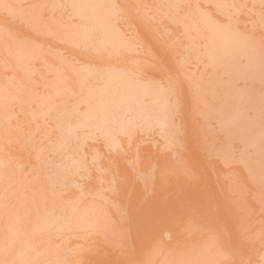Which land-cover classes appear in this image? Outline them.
Listing matches in <instances>:
<instances>
[{
	"label": "bare ground",
	"instance_id": "1",
	"mask_svg": "<svg viewBox=\"0 0 264 264\" xmlns=\"http://www.w3.org/2000/svg\"><path fill=\"white\" fill-rule=\"evenodd\" d=\"M28 1H31V0H28ZM42 1L37 0V1H34V3L36 4V2H42ZM131 1H133V0H131ZM131 1L129 0V2L131 4H128L129 2H127V5H126L127 8H125L123 5V2H124L123 0H120V1L119 0H53V2L55 4H58V3L61 4L60 7H62V4H66L65 6H67V7L69 5L71 6V10H73L75 13L78 14V16H76V17L79 20L77 18L73 17V16H75V14L73 15V12L69 11L70 8L68 7L69 13H71L73 15L72 18H75L78 21H80V22H76V20L73 19L76 22V23H74V24H76V26H77V23L80 24L82 22L84 23V21L85 22L87 21V23H85V25L87 24V26H89V29L87 28L88 30H83L85 27H83V29H82L83 31H81V30L79 31L76 29L75 30L78 31L79 35L81 34L82 37H85L86 39L88 38L91 41V43H89V45H90V47L92 46V48L95 47V48H93V49H95V51H97L96 48H99V49H98L97 53L96 52L94 53V51H93L94 54H91L92 56H89L88 55L89 53H88L85 56V58L91 59L92 62L98 60L100 62V64L101 63L102 64L107 63L110 66L109 71L105 70V72L107 71V73H110L111 71H113V69H111V71H110V68H112L111 67L112 64H113L112 66H114L115 68L118 65L119 66L120 65L125 66L127 64L126 67H124V68L125 69L127 68L128 70H131V69L132 70L130 73L124 72L123 77H122V73H121V71H123V70H121V71L118 70L121 75H119V72L116 70L118 72V76H117V77H119V79H118L112 73H110V74H112L111 76H110V74L108 76L105 73H103L105 68H101V69L98 68L99 66L100 67H102V66L106 67L107 65L101 64L102 66L99 65L97 67V65H95V63L89 62L90 65H88L86 68L85 63H88L89 60H87V62H83L84 60L86 61L85 58H84V60L82 59V61H81V59H79L81 51H79V52H78V50L75 51V52L79 53L78 54L79 57L77 59H75V61L68 60V59L72 58V57L76 58L77 55H75L76 57H74V56L69 55L68 53L64 52L65 55L68 54L69 56H72V57L68 56L66 58L67 60L64 58L65 59L64 61H71L72 64H74V65H76V63H75L76 61H79V60L81 61V63H79L80 61L78 62L79 64L77 63V66L73 65L74 67L78 68L80 65L82 66L83 64H85L84 65L85 67H81V68L79 67L82 70L74 68L75 70H79L77 73L74 72L75 76L72 75V73H73L71 71L73 69L72 66L69 67V68H71V70H68V71H71L72 73L71 74L68 73L71 76L68 79H66V81L68 82L67 84H69L68 86L71 85L70 88L72 90L74 89V93L76 94V95L74 94L75 96H77L79 91H82L81 93H83V90L85 91L84 93L87 92L89 95L86 93L85 95H86V97L88 96V98H86V100H84L83 98H85V95L82 94V95H84V97H83L80 95L81 94L80 93L79 95L82 97V99H80L81 97L79 98L78 97L79 95H78L77 97L79 98V100L77 98H75L77 100L73 102L72 101V100H74V97H72V96H74L73 92L71 93L69 91L70 88L67 86V84L65 86V83H64L65 80L64 79H63V81H62V79H60V81L62 82V84L59 85L60 90H61L62 85H64L62 87L63 89H64V87H65V89H66V87H68L67 89L70 92V96H67V99L70 100V97H72V100L69 101L70 104H71V102H73V104L75 105L76 102L78 103L79 101H81L80 104H78V105L80 106L82 103V104H85L86 107L82 110H79L80 108L78 107L77 104L75 105V107L77 106L76 109H75L74 105L71 104L70 107H72L73 109H70L69 107H67L70 104L67 105L68 101H66V104H65V102L63 103L66 105V108H67L66 109L65 105L64 106L62 105L63 107L61 105H59L62 103V101L61 102L59 101V104L56 103V101H55L56 105L54 103V105H55L54 108H51V106H50L51 104H48V102H47V104L50 107L48 105H44L45 108L43 107V109H45V110L41 109V110H43L42 112H40L42 114V116L44 114H47L48 115V121L51 118L52 119L51 121L53 122V125H51V127L55 128V130L57 129V132L55 133V140H54V138L49 139V140L52 139L54 142L52 141L53 142L52 143L48 140V142L52 143V145H53L51 148L52 152H50V153H49V151L46 152V150L49 149L48 145H47L46 150L45 149L43 151L41 150L42 152H44V154L49 155V154L53 153L56 156L52 157L53 154L51 156H46V157H45V155L41 156L42 152L40 151L41 153L39 155L41 157L39 156V158L38 157L36 158L38 160L37 161L38 167L41 164L42 167L43 166L45 167V170H46V167L48 169L44 173L45 176H44V174L42 175V173H41V175L43 177H46L45 181L41 179V178H43L42 176H39L40 175L39 171H37L39 174L37 176V180H35L36 178H33V180L30 179L27 172H26V176L22 177V179L19 177V180L21 179L20 181H18V179L16 180V178H18L17 175L21 176L20 174H17V175L15 174L16 177L13 175L14 174L13 171H15V173H16L17 169L12 171L9 168L10 166L8 167L6 165L9 162H7L6 164H3L4 162H6V159L8 158V156L6 157V159L4 158V156H3V158L0 157V160L1 159L5 160V161L1 160V162H0V205H3L2 207H0V210H1L2 214L4 215V218L1 217L2 221L0 219V264H20V263L21 264H28L27 260L30 259V257L32 255L37 253L36 255H34V257H33L34 259L36 256L42 257L41 256L42 252L41 253H39V252L42 251L43 248H46V250H45L46 253L43 250V254H44V256L47 254L46 255L47 257L45 258L43 256L42 258L43 259L45 258L46 261L48 260L47 261L48 264L50 263L51 259H54V258H51L48 256V253H50V252L55 257V259L50 264H222V255L225 253L222 252L224 248L222 249L223 246H221L222 242L220 243V241L223 240V238L225 236L224 234H227L229 232V235H230V233L234 230L236 232L238 230V233H239L241 230H243L242 228L244 227V225L242 224V218L240 217V214L238 213V211H239V208H244V206H245L244 204H246V203L244 202V199H243V201H237L239 198L238 195L240 194V192L239 191L237 192V190H235L237 187V181L235 182L234 180L238 179V176L235 179L236 176L233 177V175L234 174L238 175L242 172H243V174H246V172H248L249 175L246 174V175H248V177L247 176L246 177L249 179H252V181L255 183L256 182L260 183L261 187L263 186V189H264V40L262 39L263 37L261 38V36H263L262 35L263 31H261V29L259 27L260 33H258V32L255 33L257 31L255 29L256 28L258 29L257 26L254 27L255 31L251 30L253 28V26L255 25L254 23H253L254 25L252 24L253 26L250 25L251 23H249L248 27H247V26H244L246 23L245 24L242 23V24H244V25H242L241 22L238 21L243 26V30H241V28H242L241 25H240L241 27L239 26L240 28L237 25L236 26L234 25L235 22L238 20L237 18L239 16L236 18L237 19L236 21H234L233 20L234 18H232L233 15L235 14V13L233 14V12H236L237 10L239 11V10L243 9L242 8L243 6H244V8L247 7V11L251 10V12H252V10H253V13H255V15L257 16V13L255 12L256 10L252 9V7L248 8L249 2L247 3L248 5L246 6L247 0H241V1L235 0V2H233V0H223L225 3H226V1H229V3L232 2L231 8H233L232 6L236 5V4L239 7H241L239 9L238 6H236V7L234 6V8H238V9L237 10L235 9L236 11H233L230 13L229 12L230 8H228V10L225 11L226 10L225 7L228 5V2L226 3L227 4L226 5L223 1H221L222 5H220L221 2L218 0L220 2V4H218V5H220V6H219V9L217 8L216 11H219V12L223 11V13H224V15H226V17H228V16L230 17V18H226V20H224L223 18H221V16L218 17V15H216L215 10L213 11L214 8L213 9L210 8L212 6L206 7L205 4L203 5V4L198 3V2H200V0H197V1L193 0L194 3L190 2L192 0H190V1L188 0L190 3L187 2L185 4L186 5L189 4V7H186L185 4L182 3L183 6H185L189 10H186V8L183 9V10L187 11L185 15L186 16L188 15V18L185 21L182 18L183 21H182V27L181 28L184 29V31L186 33V38L187 37L189 38L188 35H190V38H192V37H197L198 39L204 38L203 40L199 39V44L197 45V46L204 45V49L201 47L202 50L198 51V50H200V48L196 47L195 45L194 46L196 47V49L198 48V50L196 52L197 56H198L197 60L200 59L201 61H203V58H205V63L203 61L202 65L204 66V64H206V68L208 71V73H206L207 76H205L204 71L202 70L203 71L202 75H204L205 78L204 77L201 78V79H203L201 81L199 80V77L196 80L190 79L189 81H187V79H188L186 77V75L188 74L187 69H185L187 74L186 73L184 74L185 75V78H184V76L182 75L183 71L181 72V74H177L178 72L173 71V69L170 68V67H172L173 64L170 65L172 62H171V60L169 61V59H167V58L170 57L169 55L174 54V50L171 51V48L175 49L174 46L172 47V45H170L171 47L169 46L170 47L169 48L168 47L169 43H167V41L169 42V40L165 39V41H164L163 40L164 36H161L162 38L159 37V34H160L159 32H161V31H157L158 35L155 33L156 31L154 32V30H156L155 29L156 26H153L154 28L152 27L153 30H149L150 33H148L146 31V30H148V28L152 29L151 28L152 23L150 22V21H152V20H150V19H152L151 16H150V19L148 18L150 20L149 23H151L150 26H148L149 23L147 24V22H145L146 20L148 21L147 18L145 20H143L144 17H142V14L140 15L142 18H140V17L137 18V16H136V14L138 15V13H142V12L137 10V13L135 14L134 13V12H136L135 8H134V10H135L134 11L130 7V5H132V3L133 4L135 3L134 4V6H135V5L144 3L142 1H145V0H142V1L140 0L141 3L139 1V3H137V4H136L137 0L133 1V2H131ZM153 1H152V3H153ZM160 1H161V3L166 2L167 4H170L172 9H174V10L177 6H180L178 4H181V2H182V1L180 2V0H160ZM204 1H206V0H203V2ZM208 1L213 2L214 0H208ZM10 2H8V3H10ZM22 2H24V0ZM48 2H50V0ZM48 2H46V3H48ZM154 2H156L157 4L159 3L157 1H154ZM240 2H242V4L243 3H245V4H243V6L242 5L240 6L239 5ZM252 2H253V4H255L254 2H256L258 4H264V0H252ZM3 3H5V2H2V4ZM30 3H33V2L31 1ZM166 3H163V5L164 4L167 5ZM191 3H192V7H190ZM206 3H208V2L206 1ZM215 3L214 4L217 5L218 2H215ZM12 4H10V5H12ZM120 4L123 5V7H121ZM209 4H207V5H209ZM20 5H22V4L20 3ZM38 5H39V3H38ZM28 6H29V4H28ZM53 6H55V5H53ZM134 6L132 5V7H134ZM139 6H141V5H139ZM139 6H137V8H139ZM152 6H154V5L152 4ZM229 6H227V7H229ZM50 7H51V5H50ZM150 7H151V5H150ZM181 7H182V5L179 7V9H181ZM259 7L260 6H258V9L260 12ZM2 8H3V6H2ZM7 8L8 7L6 6V9ZM117 8L119 10H123L124 8H125L124 10H126V9L129 10V8H131L130 10L133 12H130V10H129L127 12V14L129 12L131 14L134 13V15H132V17L134 16L132 18V20L134 19V22L135 21H141V22H136V23H138V24H136V26L138 25L137 27L138 28L140 27L139 29H142L141 32L140 31L138 32L139 29L137 27H134L137 29H135L136 35L134 34V35L130 36V37H132V39L134 37L137 39L138 35H140V36H142L140 41L145 42L147 39L146 37L150 38V40L147 39V41H146L147 45L146 46L143 43H142L143 46L140 45L142 48L141 50H139L137 48L136 49L139 50V54H140V52H145V51H146L145 54L146 53L148 54L147 51H149L151 49L152 54H150V55L152 57V60L149 58V54H148V57L146 56V58H145L146 62L144 63L140 60L139 54L135 55L132 52L133 55L138 56V57L134 56V58L135 59L138 58V60L140 62H142L145 66L143 64L139 65V61H138L139 66H137V64H135L136 66L135 65L131 66V64L129 62L130 66H131L129 68L128 67V65H129L128 61L130 59L128 61H125V60L123 61V59H122L124 57L125 53H129V52H127V50L125 53H123V51H125V49H129L130 47L131 48H133V47L131 45L129 46L128 42H127L128 39H130V41H131V38H128L127 40L123 39L127 36L126 32H124V30L127 27H125L124 30L122 27H124L127 24H125V25H123L124 23L120 24L119 27H117L118 23L116 25L115 21H117L116 19H118V17H120V15H118V17H117V12H118V10L116 11ZM141 8H143V7L141 6ZM19 9H20V7H19ZM161 9H162V6H161ZM0 10H2V9H0ZM24 10H26V9H24ZM143 10H146V8H143ZM176 10H177V8H176ZM231 10L232 9H230V11ZM20 11H22V10H20ZM45 11H49V10L45 9ZM56 11H58V9ZM66 11L67 10H64L63 11L64 14H61V15H65ZM178 11L180 12V10H178ZM261 11H262L261 14H263V18H264V12H263L264 10H261ZM1 12L2 11H0V14H1ZM55 12L53 13V16H57V15H54ZM211 12H213V13H211ZM245 12H246V10H245ZM22 13H20V14H22ZM35 13L36 12L32 13V15H29L28 13L25 14V12H24V15L25 16L28 15L26 17L28 18L30 16V18L32 19V18H36V17H34V16H36V15H34ZM50 13H51V11H50ZM59 13H60V11H59ZM79 13L81 15L83 14L89 18H87V19L85 18L86 20L81 21L82 16H80L81 18H79V15H80ZM130 13L128 15H130ZM159 13H160V11H159ZM175 13H177V12H175ZM253 13L250 15H253ZM12 14L13 13H11V15ZM20 14H19V17H20ZM71 14L68 15L69 18L71 16ZM146 14H147V12H146ZM148 14H150V13H148ZM241 14H244V10H243V13H241ZM45 15H47L46 12H45ZM152 15H154V13H152ZM250 15H248V16H250ZM255 15H253L254 19L256 18ZM4 16L7 17L6 14ZM10 16H8V17H10ZM15 16L17 18V16H18L17 13ZM25 16L23 17V19L26 18ZM42 16H44V14H42ZM58 16H59V14H58ZM68 16L66 14L65 16H63V19L66 20V18ZM160 16H161V14H160ZM179 16H178V18H179ZM235 16H236V14L234 15V17ZM0 17H1V15H0ZM21 17H22V15H21ZM57 17H55V18H57ZM64 17H66V18H64ZM126 17H128V16H126ZM135 17L137 20H135ZM176 17H177V15H176ZM243 17L245 18L246 16H243ZM257 17H259V16H257ZM69 18H67V21L72 22L73 21L72 18L71 19H69ZM124 19H125V16H124ZM128 19H129V17H128ZM220 19H222L224 21L221 20L219 22L218 20H220ZM240 19H242V18H240ZM254 19H253V21H254ZM14 20H10V21L13 22ZM70 20H72V21H70ZM161 20H159V21L161 22ZM256 20H257V18H256ZM256 20H255V23L258 22ZM27 21H28V19H27ZM32 21L33 20H31V22ZM142 21H143V24H142ZM178 21L179 20H177V22ZM249 21H251V19ZM0 22H1V20H0ZM19 22H20L19 25L23 24L21 21H19ZM261 22L262 21H260L258 23H261ZM8 23H6V24L10 25V23L9 24ZM32 23H30V24H32ZM62 23H64V21H62ZM139 23H140V25H139ZM37 24H39V23H37ZM42 24H44V23H42ZM68 24L69 23L67 22V25ZM88 24H91V27ZM159 24H162V23H159ZM165 24L167 25V23H165ZM178 24H179V22H178ZM144 25L148 27V28H146V30H145V28H143ZM154 25H156V24H154ZM0 26H2V25H0ZM3 26H5V25H3ZM79 26H81V25H79ZM82 26H84V25H82ZM127 26L130 27V25H127ZM14 27H15V25L13 23V28ZM21 27H22V25H21ZM52 27L53 26H51V28ZM64 27L67 28L66 26H64ZM245 27H247L246 31L244 30ZM6 28H7V26L5 27V29ZM72 28L73 27H71V29ZM162 28H164V27H162ZM261 28H262V26H261ZM263 28H264V24H263ZM23 29H24V27L22 28V30ZM67 29H69V28H67ZM168 29H167V33H168ZM2 30L6 31L4 29H2ZM17 30H19V29H17ZM37 30H35V31H37ZM62 30H64V28H62ZM247 30H249V31H247ZM8 31H11V30L8 29L7 32ZM21 31H19V32H21ZM25 31H22V32H25ZM29 31H30V29H29ZM46 31H47V28H46ZM53 31H57V30L54 29ZM127 31H129V29ZM133 31H134V29H133ZM142 31L147 32V33L144 32L145 36H146V34L148 35L145 37V40L142 39V38H144V34H142L143 33ZM19 32L17 34H19ZM63 32H65V31H63ZM135 32H133V33H135ZM151 32L155 33V35H157L158 37L155 35H151ZM178 32H180V31H178ZM188 32H189V34L187 35ZM14 33L16 34V32H14ZM27 33H29V32H27ZM123 33H125V34H123ZM181 33H182V30H181ZM15 34H14V36H15ZM24 34L26 35V33H24ZM163 34H165V33H163ZM172 34H173V32H172ZM258 34L260 36H258ZM11 35L13 37L12 31H11ZM41 35H42V33H40V36ZM67 35H69L68 31H67ZM73 35H74L73 37L77 40V42H79L80 39L78 40L76 38L77 37V36H75L76 34H73ZM79 35H78V38L80 37ZM150 35H151V37L154 36L155 38L154 39L151 38ZM173 35L175 36V33ZM45 36H46V34H45ZM53 36H55V35H53ZM60 36L62 38V35H60ZM60 36H58V37H60ZM63 36H64V34H63ZM70 36H72V35H70ZM19 37L23 38V36H19ZM19 37L17 36V38H19ZM24 37L27 38V36H24ZM28 37L29 38L32 37V34H30V36H28ZM42 37H43V35H42ZM51 38H53L52 35H51ZM164 38H166V37H164ZM0 39L3 40L2 37ZM9 39H11V38H9ZM15 39L16 38H14L12 40L14 41ZM36 39H38V38H36ZM136 39H135V41H136ZM151 39L157 40L156 42L154 41V43H156L157 45H163L162 44L163 42H164V44L165 43H167V44L164 46H160L161 47L160 48L156 44L151 45V43H153V42L150 43ZM167 39H168V37H167ZM187 39H186V41H187ZM189 39H188V41H189ZM198 39H197V41H196V39H193V41L195 40L196 42H198ZM32 40L35 41V39H32ZM142 40H144V41H142ZM171 40H172V43H174L177 39L175 40V37H174V39H171ZM171 40H170V42H171ZM173 40H175V41L173 42ZM191 40L192 39H190V42H191ZM36 41L39 42V39ZM148 41H149V43H147ZM160 41H161V43H160ZM180 41H181V39H180ZM183 41H185V40H182V42ZM188 41H187V43H188ZM1 42L2 41H0V43ZM176 42H178V41H176ZM14 43H15V41H14ZM19 43L20 42H18V44ZM31 43H33V42H31ZM45 43H46V40H45ZM45 43H42L43 46H41V48H44ZM133 43L135 44V42H133ZM133 43H132V45L134 46ZM7 44H8V40H7ZM26 44H27V42H26ZM69 44H72V43H69ZM10 45H11V43H10ZM35 45H33L32 47H34ZM52 45H54V44H52ZM37 46H39V45H37ZM49 46H51V45H49ZM64 46H66V45H64ZM189 46H188V48H189ZM14 47H15V45H13V51L12 52L17 53V50L19 49V47H17V49H15V51H14ZM23 47H25V46L23 45ZM32 47H31V49H32ZM56 47L57 46H55V48ZM162 47L163 48L166 47V49H162ZM190 47H193V46H190ZM88 48H89V46H88ZM104 48H108L106 50L108 52L107 55H106V53H104L105 51L103 52L105 54V56L102 55L103 53L101 50ZM3 49H5V48L3 47ZM31 49H29V51H31ZM63 49H65V47ZM66 49H68V48H66ZM136 49L134 46L133 50H136ZM153 49L155 51L157 49L156 53H154L155 51L152 52ZM161 49L164 51V53H165V51H167V53H168L167 57H165L163 55L164 53L161 54L160 52H158L159 50L162 51ZM180 49L187 51V49H185V47L184 48L180 47ZM38 50H39V47H38ZM49 50H51V49H49ZM99 50H101V53ZM169 50H170V52H168ZM36 51H37V49H36ZM85 51H86V49H85ZM83 52L84 51H82L81 53L85 54V52L84 53ZM181 52L182 51L180 50V53ZM184 52H182V53H184ZM187 52H185V59L188 56V55L186 56ZM189 52H190V49H189ZM6 53L7 52H5L4 55H6ZM16 53H14L15 57L18 58V56H16ZM21 53H23V52L21 51ZM35 53H37V52H35ZM119 53H120V56H119ZM193 53H194V51H193ZM24 54L23 55L20 54L21 55L20 58L27 57V55L29 56V53L27 51ZM31 54H33V52ZM190 54H192V53H190ZM17 55H19V54H17ZM53 55H54V53H53ZM160 55H161V57H160ZM183 55H181V57H183ZM44 56H46V55H44ZM61 56L64 57V55H61ZM141 56H143V61H144L145 55L140 54V57ZM173 56H175V54L171 56L172 60H174L173 62L175 64L178 62V60L179 61L183 60V59L181 60V59L175 58V57H177V55L175 57H173ZM0 57H1V55H0ZM29 57H31V56H29ZM34 57H36V56L31 57V59H29L27 57V59H29V61L31 60L30 62L32 63V60ZM37 57L39 58V54H37ZM82 57H84V55ZM118 57H121V58H118ZM171 57H170V59H171ZM189 57H190V55H189ZM10 58H12V56H10ZM57 58H60V57H56V59ZM131 58H133V57H131ZM7 59H8V55H7ZM13 59H16V58H12V60ZM125 59H127V57ZM192 59L194 60V58H192ZM3 60H5V59H3ZM38 60H41V59H38ZM175 60L177 62H175ZM9 61H11V60H9ZM16 61H17V59H16ZM29 61H28V64L30 65L31 63H29ZM58 61H60V62H58ZM167 61H168V64H169V62H171L169 64V66H168V64H166ZM7 62H8V60H7ZM184 62L182 63L183 66H185L184 64L186 63V62L185 63ZM192 62L193 61H190L189 63L192 64ZM38 63H41V62H38ZM55 63L56 64L62 63L64 65V64H68L69 62L63 63V61L61 59L60 60L57 59V62H55ZM146 63H148V64H146ZM164 63L168 66L167 67L165 65V67L167 68L166 70L170 71V72L165 71L167 74L164 71H161L165 68L163 66ZM1 64H3V63H1ZM13 64H15V63H13ZM34 64H36V63H34ZM41 64H43V62ZM56 64H54V65H56ZM149 64H151V65L154 64L156 66L155 67H154V65L150 66V68L152 69L151 70L149 67H147V65H149ZM175 64L173 65L174 68L176 67ZM177 64H178V66L175 69H177V71L180 72L182 69L180 70L179 63H177ZM63 65H61V66H63ZM91 65H94V67L96 66V68H98V69L93 68V67L88 68ZM115 65H117V66H115ZM159 65H161L162 68L163 67L164 68L160 69ZM11 66H10V69L13 67V66L12 67ZM21 66H22V63H21V65H18L19 68ZM43 66H45V64ZM46 66H48V63ZM65 66H67V65H64L63 68H60V69H62L61 72L64 71V74H66V72H67V71L65 72V70H67V68H64ZM5 67H7V66H5ZM15 67H14V69H15ZM31 67L32 66H30V68ZM55 67L57 68L58 66H55ZM152 67H154V68H152ZM196 67H198V66H196ZM23 68L21 67L20 69H23ZM178 68H179V70H178ZM182 68H184V67H182ZM191 68L193 69L194 67H191ZM202 68L204 69V67H201V69ZM42 69H44V68H42ZM86 69H90L91 71L86 70ZM93 69H96V71ZM26 70H27V68H26ZM56 70H59V68H57V69L54 68V72L57 73V74L54 73V76L58 75L59 77H61L60 75L62 74V77H64L63 73H61L60 71H56ZM84 70H86V71H84ZM12 71L14 72L15 70H12ZM23 71H24V69H23ZM36 71H34L35 72L34 74H36ZM38 71H37V74H38ZM44 71H46V70L44 69ZM116 71L114 69L115 74H117ZM202 71H201V73H202ZM39 72H41V71H39ZM171 72H174L175 74H177L178 79L180 76L182 77V79L180 77V80L177 81L180 84H182L181 85L182 87L185 86V84H186V83L184 84L183 81L188 82L187 83L188 88L183 87L186 90H184L179 84H176L175 82H173L174 79L177 80L176 79L177 77H174L175 74L172 75ZM2 73H3V71H2ZM20 74L21 73H19V75ZM34 74H32V75H34ZM49 74H50V72H49ZM168 74L171 75V77ZM192 74H194V72H192ZM199 74H200V72L198 73V71H197L196 75L199 76ZM0 75L4 76V74H0ZM15 75H16V73H15ZM69 75H66V76H69ZM188 75H190V73ZM21 76H23V75H21ZM120 76H121V78H120ZM168 76H169V78H168ZM8 77H10V76H8ZM33 77H32V80H33ZM36 77H38V76H36ZM172 77H174V78H172ZM4 78H7V77H3V79ZM18 78H19V76L17 77V79ZM54 78H56V77H54ZM40 79L42 80V78H40ZM99 79H100V83L97 81H96V83L92 82V81L99 80ZM184 79H186V80H184ZM27 80H29V79H27ZM32 80H29L30 84H31ZM56 80L57 79H55L54 82L52 81V83H56ZM42 81H44V80H42ZM58 81L59 80H57V83H60V81L59 82ZM102 81H104V84L101 83ZM2 82H4V81H2ZM35 82L39 83V81H35ZM57 83H56V85H58ZM0 84H1V82H0ZM48 84H49V82H48ZM88 84L91 86V89H90V87L86 86ZM108 84L110 86H108ZM111 84H112V86H111ZM6 85H7V83H6ZM10 85H12V84H10ZM27 85H28V83H27ZM31 85H33V83ZM56 85H55V87H56ZM81 85H84L85 89L83 87V90H79L82 87ZM0 86H2V85H0ZM22 86H24V85H22ZM52 86L53 85H51V87H50V84H49V87L47 86L48 88H47L46 93H48L49 89L52 88ZM72 86H78L79 89L72 88ZM35 87H37V86H35ZM6 88H8L9 90H12V89H10L11 87H6ZM88 88L90 90L87 91ZM181 88H182V90H180ZM55 89L52 88V90H54V92H56V91L58 92V89L57 88H55ZM65 89H64L63 93L65 92ZM99 89H101V90H99ZM1 90L3 92L0 91V96H1V92H2L3 97L0 98V127H1V125H3V127H1V128L6 129V133L4 132L3 129L2 130L5 134H7V130L9 132V130L12 129V127H13V126H9L10 127V129H9L8 128V122H7L9 120L10 116L12 115L11 113L14 112V111L13 112L10 111L12 109V107H11L12 104H10V102L11 101L15 102V101L12 100V98L10 100V98H7L4 96L3 93H5L6 90L5 91H4V89H1ZM36 90H37V88H36ZM61 91L59 93H61ZM75 91H77L78 93H76ZM27 92L26 93L24 92V93L27 94ZM50 92L51 91H49V93ZM54 92H53V94H54ZM69 92H68V95H69ZM31 93H33V91ZM46 93H45V95H47ZM66 93H67V91H66ZM66 93L64 94V96L61 93V95L63 96L61 98L59 97L60 95L58 96L56 93V94H54L55 98L50 97V99L52 98L53 100H55L56 96H58L57 98H60V99L64 98L65 99L66 98L65 96L67 95ZM18 94H17V96H18ZM29 94H27V95H29ZM23 95L24 94H22L21 96H23ZM37 95L39 96V93L36 94V97H37ZM45 95H44V97H45ZM51 95H52V93H51ZM8 97H9V95H8ZM47 97H49V96H47ZM47 97H45L44 99H46ZM50 99H49V102H52V101H50ZM64 99H63V101H64ZM39 100L43 101L42 104L44 103L43 98L42 99L39 98L37 101L39 102ZM46 100H48V98ZM58 100H57V102H58ZM82 100H84V101H82ZM188 100H190V102H189L190 104L188 103ZM191 101H192V103H191ZM53 102H52V105H53ZM57 104L59 106H57ZM41 106H43V105H41ZM56 106L59 108H57ZM48 107L51 110L53 109V111H55V109H57L54 114L52 113L54 116H57V117H54L52 115L54 118H57V119H54L55 121H53L52 116H50V118H49V114L51 115L52 111L50 112V109ZM47 108L49 110V113H46V111L48 112V110H46ZM81 108H83V107L81 106ZM20 109H21V107H20ZM75 110H76V114L73 112ZM9 111H10V113H9ZM26 111H28V110H26ZM37 111L35 112L36 115H37ZM16 112L19 113V111H16ZM20 113H23V112H20ZM33 113L28 114L29 118H30V116L35 115V113L34 114ZM40 113L38 112V115H40ZM13 115H15V114H13ZM15 116H14V118H16ZM33 117H35V116H33ZM33 117H31V119H33ZM11 118H12V116H11ZM35 118H37V117H35ZM35 118L32 120V123L35 126L34 128H33V126L31 127V128H33V130L36 129V126H37V123L35 124ZM5 120H7V121H5ZM26 120L28 122H30L28 119H26ZM45 121H46V118H45ZM10 122H12V121H10ZM49 123H51V122H49ZM14 124L15 123L12 122V125H14ZM25 126H26V124H25ZM28 126H30V125H28ZM47 126H49L48 123H47ZM210 127L214 128V129H207ZM16 128H17V126H16ZM84 128H90V130H84ZM51 129H48V132H50L49 130H51ZM2 130H0V131H2ZM26 130H28V129L26 128ZM207 130H209V131L210 130H214V131L216 130V131H215V133H214V131L212 133L207 132L209 134V136H208L206 134ZM14 131L16 132V129ZM18 131L19 130H17L16 134L19 136ZM217 131L220 133V136L218 135L219 133L216 134ZM10 132H11V130H10ZM140 132H142V133L138 134ZM19 133H20V131H19ZM213 133H214V135L216 134L215 135L216 141L219 142V143L217 142V144H219V145L216 144V141L214 140L215 139L214 136L212 137V138H214L213 139L214 142L213 141L208 142L207 140H206V142H208V145H209V143H215L216 144L215 147H213L214 144L209 145V147H208V145L207 146L204 145L206 143L205 142L206 138L208 140H210V139L212 140L211 136L213 135ZM135 134H136L137 138L134 136ZM14 135H15V133H14ZM17 135H15V136H17ZM146 135H147V137L148 136L150 137L152 135H157L159 137L154 136L155 138L151 137V138L147 139ZM18 136H17V138H18ZM22 136H19V138ZM122 136H126L127 140L124 141V139L121 138ZM133 136L136 138V140H133L134 142L131 141L134 138ZM3 137L4 136L2 135L1 139H3ZM52 137H54V136H52ZM131 137H133V138L131 139ZM8 138H9V136H8ZM8 138H6V140H8ZM10 139L11 138H9V141L12 140V139L11 140ZM13 139H14V136H13ZM39 139L40 138H38V140ZM86 140L87 141L91 140L92 142L94 141L96 143L91 144L89 142H86ZM2 142L3 141H0V149H3V148H1L2 145H4L6 147V144L8 146H10L9 143H11V144L14 143V142H9V143L6 142V144H4V143L2 144ZM48 142H46V143L49 144ZM123 142H124V144H126V143L129 144V146L127 144L124 145ZM20 143H22V142H20ZM40 143H42V142H40ZM46 143L44 145H46ZM86 143H87L88 148H84ZM36 146H40L39 148H41L42 145L39 144ZM10 148L11 149H9V148H7V149L12 150L13 149L12 145L10 146ZM60 148H63V149H60ZM42 149H43V147H42ZM4 150L7 151L6 148ZM15 150H18V149L16 148ZM61 150H64V151L61 152ZM1 151L3 152V150H1ZM23 151L25 152L24 149H23ZM35 151L38 152L39 149H38V151L37 150H35ZM20 152H22V151H20ZM204 152L209 153V155L212 154V155L221 156V159H223L225 161L224 165L225 164H228V165L232 164L237 159V162H239V161L242 162L244 164V166L246 167V169H247L246 172L243 171V169L241 170V172L238 170L240 173L237 172V174L235 173V170L230 172V174L232 172H234V174H231V176L233 178L231 177V178L227 179V183L229 184L228 188L231 187L233 190V192H232L231 189H229V191H231L230 195L227 194L229 192L227 187H226V191H228V192L224 191L225 187H222L221 181L223 182V180H221V179H224L225 176L223 178L221 177V175L223 174V171L220 169L221 166L219 165L220 168L215 167L214 166L215 163H213V160H212V164H214L213 165L214 170H212L213 166H211L212 168H210V170H212V171H210V170L209 171L212 172V174H214V176L210 172H208L207 169L209 167H207L208 165H207L206 159H208V157H211V155L209 156V155L205 154ZM18 153L19 152H16V154H18ZM27 153H25V154L27 155ZM55 153H57V154H55ZM14 154H15V152H14ZM234 154H235V156L238 155L236 157V159H234L235 158ZM18 155H21L23 157L22 154H18ZM9 156H11V155H9ZM27 156H26V158H27ZM37 156H38V154H37ZM11 157H13V156H11ZM213 157L215 158V156H213ZM9 158H8V160H9ZM14 158L17 159V157H14ZM214 158L211 157V159H214ZM22 159H24V157ZM27 159H24V161L22 160L23 163L24 162H26V164L29 163V161ZM10 160H12V159H10ZM13 160L11 161L12 163L10 162L12 165H14ZM20 161H21V159H20ZM22 161H21V164H22ZM51 164H54V165H51ZM18 165L20 166V168H23V166L20 165V163H18ZM15 166H17L16 163L14 165V169H15ZM32 166H34V165H32ZM37 166H36V168H38ZM17 168H18V166H17ZM20 168L18 170V173H19V171L22 170V169L20 170ZM25 168L26 167H24V171L26 170ZM28 169L29 168L27 167V171L30 170V169L29 170ZM33 169H34V167H33ZM231 169H233V168H231ZM79 170H83V171L81 172ZM21 174H22V172H21ZM34 174H36V173H34ZM243 174H241V175H243ZM39 177H41V178H39ZM212 177H215L214 180ZM227 177H228V175H227ZM80 178H83V179L79 180ZM29 179H30V181L32 180L33 182L31 181L32 182L31 183L29 181ZM242 179H241V181H242ZM212 180L216 181V183H213ZM17 181H18V183H17ZM36 181H37V183H36ZM228 181H230V183ZM12 182L14 184L15 183L16 184L14 185ZM244 182H246V180ZM19 183H21V184L19 185ZM223 183L225 184V181ZM215 185H217V186H215ZM243 185H242V188L244 189V191H246V189L244 187L247 188L248 185H246V186L245 185L243 186ZM233 187H235V189ZM251 188H252V186H251ZM220 190L222 191V194H220ZM234 192H237V194L235 195L238 197V198L236 197L237 200H236V198L234 199L231 197V195H232L231 193L234 194ZM232 196H234V195H232ZM242 198L243 197L241 195V199ZM241 199H239V200H241ZM232 200H234V201L236 200V201L235 202L233 201L234 202L233 203ZM237 202H240V203L244 202V203H242L241 207H240V205ZM234 205H236V206H234ZM237 205H239V206H237ZM3 215H0V216H3ZM231 219H232V221H231ZM228 221L232 222V224L234 226L232 227V225L230 223L231 226L228 224L229 228L225 226L223 229L222 226H224L225 224L227 225L226 222H228ZM51 226L53 227V229H51ZM235 227H236V229H235ZM225 228H227V229L231 228L230 229L231 232L229 230L227 231V229L225 230ZM221 230L224 234L220 232ZM39 231H41L42 233H40ZM225 231H227V233H225ZM35 232H37L39 235ZM234 232H232V234ZM238 233H236L237 237H238ZM36 235H38L39 240L37 239ZM40 235H42V237L44 236V238H40ZM234 236H236V235L233 234V236H232L233 241L232 242H234V238H233ZM237 237H235V240H238V239H236ZM72 238H75V239L72 240V242H70V240ZM76 238H78V239H76ZM40 239H41V242L38 243L40 241ZM36 241H38V242H36ZM46 241L49 243H47ZM51 242L54 244L51 245L50 244ZM34 243L35 244L37 243V246H35ZM43 243L45 245H48V248L50 246V248L47 249L46 246L43 247V245H44ZM232 244L233 243H230V245H232ZM230 245H229V247H230ZM33 246L38 247L39 249L35 251L32 248ZM39 246L42 248H40ZM237 246H238V244L234 247L236 248ZM211 247H212V249H211ZM213 247L215 249H213ZM227 247H225V248H227ZM234 247H230V248H234ZM40 249H42V250H40ZM210 249L213 250L214 252L210 251ZM48 250H49V252L47 253ZM219 251H221L222 253L221 252L218 253ZM212 252L213 253L216 252L214 254L215 256L212 255ZM38 253H39V256H38ZM220 254H221V256H218ZM224 256L225 255H223V257ZM228 256H230L229 253H228ZM220 257H221V259H220ZM48 258H50V260ZM218 258H219V260H218ZM38 259L40 260V258H38ZM45 259L43 261H45ZM30 261H31V259H30ZM43 261H42V264H47V263H44ZM34 262L36 263L37 261L34 260ZM36 264H38V263H36ZM39 264H40V262H39Z\"/></svg>",
	"mask_w": 264,
	"mask_h": 264
},
{
	"label": "rangeland",
	"instance_id": "2",
	"mask_svg": "<svg viewBox=\"0 0 264 264\" xmlns=\"http://www.w3.org/2000/svg\"><path fill=\"white\" fill-rule=\"evenodd\" d=\"M5 2V3H3L2 4V2ZM0 2V9H2V10H0V11H2L1 12V17H0V20H1V22H0V25H2V26H0V38L2 37L3 38V40L2 39H0V41H2L1 43H0V55H1V57H0V74H4V76L3 75H0V82H1V84L0 85H2V86H0V91H2L1 89H4V91L6 90V94L5 93H3L4 94V96L5 97H7V98H10V100H11V98H12V100H14L15 102H13V101H11L10 102V104H12V109L10 110L11 112H13V113H11L10 115L12 116V118H11V116H10V118H9V120L7 121V120H5V121H7L8 122V128L10 129V127L9 126H13L12 127V129H10L11 130V132H10V130H9V132H8V130H7V134H5L6 133V129H3V128H1V127H3V125H1V127H0V130H4V132H3V130L2 131H0V141H3L2 142V144L4 143V144H6V142H14L13 144H11V143H9V145L11 146L12 145V150H8L7 148H9V149H11L10 148V146H8L7 144H6V147L4 146V145H2V147L1 148H3V149H0V157L1 158H3V156H4V158L6 159V157L8 156V158H9V160L10 159H14L13 160V163H14V165H15V163H16V165L18 166V168H17V166H15V169H14V165H12L11 163V161L12 160H8V158L6 159V162H2L3 164H6L7 162H9L8 164H6L12 171L13 170H16L17 169V172L15 173V171H13L14 172V176L16 177V175L17 174H20L21 176H18L17 175V177L18 178H16V180L18 179V181H20L21 179H22V177H25L26 176V172L28 173V176H29V178L30 179H32L33 180V178H36L35 180H37V176L39 175L38 174V172L37 171H39V173H40V175L39 176H42L48 169H47V167H46V170H45V167L43 166L42 167V165L40 164V168L37 166V157L39 158V154L45 149H47V145H48V147H49V149H47L46 150V152H48L49 151V153L50 152H52V150H51V148H52V143L54 142L52 139L54 138V140H55V133L57 132V129L55 130V128H52L51 127V125H53V122L51 121L52 119L50 118V116H52L54 113H55V111L57 110V109H55V111H53V109L51 110L49 107L51 106V108H54V106L56 105V103H58L59 104V101L61 102L62 101V103L61 104H59V105H65L66 104V101H68V103H67V105L68 104H70V102L69 101H71L72 100V97H74V100H72L73 102L74 101H76L77 99L79 100V98L81 97V96H83L84 97V95L87 93H84L85 91L83 90V87H84V85H81L80 87H81V89H79V87L78 86H72V88H77V89H79V90H83V93H81L82 91H79V93L77 92V91H75L76 93H78L77 94V96L79 97H77V96H75L76 94L74 93V89L72 90L71 88H70V86H68L69 84H67L68 82L66 81V79H68L71 75H69L68 73H72V75L73 76H75L74 75V72H78L79 70H75L74 68H76V69H80L81 67H85L84 65L86 64V68H87V66L88 65H90L89 64V62H91V63H95V65H97V67L99 66V65H101L100 64V62L97 60V61H93L92 62V60L91 59H88V58H85V56L88 54L89 56H92L91 54H94L95 52L97 53V51H98V49L99 48H96L97 49V51H95V49H93V48H95V47H93L92 48V46L90 47V45H89V43H91V41L87 38H85V37H82L81 36V34L79 35V33H78V31H76V30H81V31H83V30H88L89 29V26H87V24L85 25V23H87V21L85 22L84 21V23L82 24V23H80V24H78L77 23V26H76V24H74V23H76V22H80V21H78L79 19L76 17V16H78V14L77 13H75L73 10H71V6L69 5L68 7L70 8L69 9V11H72L73 12V15L75 14V16H73L71 13H69V11H68V7L67 6H65L66 4H62V7H60L61 6V4H55L54 2H53V0H50V2H48L49 0H40V1H42V2H36V4L34 3V1H37V0H31L33 3H30L31 1H26V0H24V2H22L23 0H1ZM11 1V2H10ZM39 1V0H38ZM45 1V2H44ZM120 1V0H119ZM124 2H123V5H124V7L125 8H127V2H129V0H123ZM131 1V0H130ZM133 1H136V0H133ZM133 1H131V2H133ZM139 1L140 0H137L136 1V4L137 3H139ZM142 1V0H141ZM141 1H140V3H141ZM152 1L153 0H145V1H142V2H144V3H141V4H138V5H135L134 6V4L132 3V5L134 6V7H132V5H130V7L132 8V10H134V8H135V10H136V12H134L135 14L137 13V10H139L140 12H142V13H138V15L136 14V16H137V18L138 17H140V18H142V17H144L143 18V20H145L146 18L148 19H150V16H151V18L152 19H150V20H152V21H150L149 19H148V21L146 20L145 22H147V24L149 23V21L153 24H151V23H149L148 24V26H150V24H151V28L153 27V26H156L155 27V29L156 30H154V32L158 35V33H157V31H161V32H159L160 34H159V37H161V36H164V37H166V38H164L163 37V40L165 41V39L166 40H169V42L167 41V43H169V45H168V47L170 46V45H172V47L174 46V48L175 49H172L171 48V51L172 50H174V54H175V56L177 55V57H175V56H173V57H175V58H177V59H183L182 61L185 63L184 65L185 66H183V62L182 61H179L178 60V62L175 60V62H177V63H179V68H180V72L179 71H177V69H175L177 66H178V64L176 63H174L173 61L174 60H172V55H174V54H172V55H169L170 57H171V59H170V57L169 58H167V59H169V61L171 60V62H169V64L170 65H176V67L174 68L173 67V65H172V67H170L171 69H173V71H176V72H178L177 74H181V72H182V75L184 76V78H185V73H186V70L185 69H187V73L189 74L190 73V75H188L187 73V75H186V77L188 78H186L187 79V81H189L190 79H197L198 77H199V80L201 81V80H203V79H201V78H205V76H207L206 75V73H208V71H207V68H206V64H204V66L202 65L203 64V61H204V63H205V58H203V61H201L200 59V61L199 60H197L198 59V56H197V50H198V48H200V50H198V51H201L202 50V48L204 49V45H200V46H197L198 44H199V39H201V40H203L204 38H197V37H192V38H190V35H188L189 34V32L187 33V35L189 36V38L190 39H192L191 40V42L193 41V39H196V41H197V39H198V42H196L195 40L191 43L190 42V39H189V41H188V39L186 38V33H185V31H184V29L183 28H181L182 27V21H183V19H184V21L188 18V15L186 16L185 14H186V12L187 11H185V10H183L184 8H186V7H189V4H185V3H190V2H192V3H194L193 2V0L192 1H188V0H180V2H181V4H178V5H182V7H181V9H179V7L180 6H177L176 8H177V10H176V8H175V10L174 9H172V7H171V5L170 4H167L166 2H163V3H166L167 5H163V3H161V1L160 0H154V1H157V2H159L158 4L156 3V2H154L153 1V3H152ZM186 1V2H185ZM197 1V0H196ZM206 1L208 2V3H206ZM206 1H204L203 2V0H200V2H198V3H200V4H205V6L206 7H210V6H212V7H210V8H214L213 9V11L215 10V12H216V15H218V17H220L221 16V18H223L224 20H226V18H230L229 16L228 17H226V15H224V13H223V11H216L217 10V8L219 9V6L220 5H222V2L221 1H223V0H219L220 2H221V4H220V2L218 1V0H214L213 2L212 1H208V0H206ZM238 1H241V0H238ZM251 1V2H250ZM7 2V3H6ZM8 2H10V3H8ZM46 2H48V3H46ZM126 2V3H125ZM147 2V3H146ZM202 2V3H201ZM215 2H218L217 3V5L218 4H220V5H215L216 3ZM224 2V1H223ZM228 2V5L226 4ZM233 2H235V0H233ZM249 2V3H248ZM13 3V4H12ZM16 3V4H15ZM20 3L22 4V5H20ZM38 3H39V5H38ZM44 3V4H43ZM185 4V6H183V4ZM192 3H191V5H190V7H192ZM210 3V4H209ZM215 3V4H214ZM225 3V2H224ZM226 5L227 6H229V7H227L225 4V8H226V10L225 11H227L228 10V8H230V9H232L231 11H230V9H229V12L231 13V12H233V11H236L238 8H234V6L236 7V6H238L236 3V5H233L232 7L233 8H231V3L232 2H230L229 3V1H226ZM250 5H248V4ZM255 4H253V2H252V0H247L246 1V6L248 5V8L249 7H252V9H254V10H256L255 12L257 13V16H259V17H257L256 15H255V13H253V10H252V12H251V10H249V11H247V7H245L244 8V6H243V4H245V3H243L242 4V2H240V6L242 5L243 7V9H241V10H239L241 13H243V10H244V14H241L238 10L236 11V12H233V14L235 13L236 14V16L234 17V15H233V17L232 18H234L233 20L234 21H236L237 19V21L235 22V26L237 25L238 27L242 24V23H246L245 25L244 24H242V25H244V26H247L248 27V24L249 23H251L250 25H252L253 23L255 24H253L252 26H253V28L251 29L252 31L255 29L254 27L255 26H257L258 27V29L256 28L255 30H257L255 33H260V29H261V31H263V36H261V38L264 40V28H263V24H264V18H263V14H261V10H264V4H258V3H256V2H254ZM6 4V5H5ZM10 4H12V5H10ZM28 4H29V6H28ZM41 4V5H40ZM48 6H47V5ZM128 4H131L130 2L128 3ZM144 4V5H143ZM152 4L154 5V6H152ZM156 4V5H155ZM160 4V5H159ZM207 4H209V5H207ZM43 5V6H42ZM46 7H45V6ZM50 5H51V7H50ZM53 5H55V6H53ZM121 5V4H120ZM119 5V6H120ZM123 5H121V7H123ZM139 5H141L143 8H146V10H143V8H141V6H139ZM150 5H151V7H150ZM170 5V6H169ZM194 5V4H193ZM260 6L259 8H260V12H259V9H258V6ZM262 5V6H261ZM2 6H3V8H2ZM6 6L8 7L7 9H6ZM10 6V7H9ZM36 6V7H35ZM40 6V7H39ZM137 6H139V8H137ZM156 6V7H155ZM161 6H162V9H161ZM19 7H20V9H19ZM30 7V8H29ZM54 7V8H53ZM64 7V8H63ZM67 7V8H66ZM129 7V6H128ZM149 7V8H148ZM160 7V8H159ZM166 7V8H165ZM239 7V6H238ZM33 8V9H32ZM39 8V9H38ZM58 9V11H56L57 9ZM61 8V9H60ZM124 8V9H125ZM131 8H129V10L131 9ZM171 10H170V9ZM241 7H239V9H240ZM262 8V9H261ZM17 9V10H16ZM24 9H26V10H24ZM30 9V10H29ZM44 9V10H43ZM45 9L46 10H49V11H45ZM123 9V8H122ZM119 10L118 8L116 9V11L118 10V12H117V17H118V15H120V17H118V19H116L117 21H115L116 22V25H117V23H118V25H117V27H119L120 26V24H123V25H125V24H127V25H130V27L129 26H127V25H125L124 27H122L123 28V30L125 29V27H127L128 29H129V31H127L126 29L124 30V32H126V34H127V36L125 37V38H123V39H128V38H131V41H130V39H128L127 40V42H128V45L130 46H132L133 48H131L132 50L134 49V46H135V49L137 48V49H139V50H141L142 48H141V46H143V44L146 46L147 44H146V41H147V39H149L150 40V38H148V37H146V36H148L147 34H146V36H145V34H144V32L145 31H142L143 33L142 34H144V38H142V39H144L145 40V37L147 38L146 39V41L145 42H141L140 40H141V37L142 36H140V35H138V38L136 39L135 37L132 39V37H130V36H132V35H136V32H135V29H137L138 27V25L136 26V24H138V23H136V22H141V21H135L134 22V19L132 20V18L134 17H132V15H134V13H130V12H133V11H131L130 10V15H128L127 14V12L129 11V10ZM153 11H152V10ZM166 9V10H165ZM171 11H169V10ZM236 9V10H235ZM7 10V11H6ZM9 10V11H8ZM19 10V11H18ZM20 10H22V11H20ZM24 10V11H23ZM33 10V11H32ZM64 10H67L66 11V14H67V16L68 15H70L71 14V16H70V18H69V16L67 17V18H69V19H71L72 18V16L73 17H75V18H77V19H75V18H72V20L74 19V20H76V22L74 21H72V20H70V21H72V22H69V21H67V18L66 17H64V18H66V20L65 19H63V16H65V15H61V14H64ZM134 10V11H135ZM178 10H180V12L182 13H180ZM186 10H189L188 8H186ZM245 10H246V12H245ZM6 11V12H5ZM31 11V12H30ZM39 11V12H38ZM50 11H51V13H50ZM55 12V14L54 15H57L58 16V14H59V18L57 17V16H53V13ZM59 11H60V13H59ZM138 11V12H139ZM155 11V12H154ZM157 11V12H156ZM159 11H160V13H159ZM8 12V13H7ZM22 13V14H20V13ZM24 12H25V14L26 13H28L29 15H32V13H34V12H36L34 15H36V16H34V17H36V18H30V16L27 18L26 16H28V15H24ZM30 12V13H29ZM38 12V13H37ZM43 12V13H42ZM45 12H46V14L47 15H45ZM63 12V13H62ZM146 12H147V14H146ZM170 12V13H169ZM175 12H177V13H175ZM214 12V13H215ZM218 12V13H217ZM238 12V13H237ZM249 12V13H248ZM264 12V11H263ZM4 13V14H3ZM11 13H13L12 15H11ZM16 13H17V18H16ZM20 14V17H19V14ZM69 13V14H68ZM148 13H150V14H148ZM152 13H154V15H152ZM158 13V14H157ZM211 13H213V12H211ZM225 16H223L222 14ZM246 13V14H245ZM253 13V15H255L256 16V18H257V20H256V18L254 19V17H253V15H250V14H252ZM259 13V14H258ZM7 15V17L6 16H4V15ZM11 16H10V15ZM40 14V15H39ZM42 14H44V16H42ZM49 14V15H48ZM52 14V15H51ZM77 14V15H76ZM80 14V13H79ZM142 14V17L140 16ZM160 14H161V16H160ZM165 14V15H164ZM190 14V13H189ZM21 15H22V17H21ZM123 15V16H122ZM157 15V16H156ZM164 15V16H163ZM172 17H171V16ZM175 17H174V16ZM176 15H177V17H176ZM232 15V14H231ZM246 16L245 18L243 17V16ZM248 15H250V16H248ZM8 16H10V17H8ZM26 17V18H24L23 19V17ZM38 16V17H37ZM50 16V17H49ZM80 16H82V20L81 21H83V20H86L87 18H89V17H87V16H85V15H79V18H81ZM123 18H122V17ZM124 16H125V19H124ZM126 16H128L129 17V19H128V17H126ZM147 16V17H146ZM154 16V17H153ZM169 16V17H168ZM178 16H179V18H178ZM223 16V17H222ZM239 16V17H238ZM16 19H15V18ZM46 17V18H45ZM55 17H57V18H55ZM158 17V18H157ZM169 19H168V18ZM185 17V18H184ZM238 17V18H237ZM253 17V18H252ZM6 20H5V19ZM42 18V19H41ZM62 18V19H61ZM86 18V19H85ZM121 18V19H120ZM139 18V19H140ZM154 18V19H153ZM156 18V19H155ZM168 20H167V19ZM178 18V19H177ZM183 18V19H182ZM231 18V19H232ZM237 18V19H236ZM240 18H242V19H240ZM260 18V19H259ZM263 18V19H262ZM15 19V20H14ZM23 19V20H22ZM27 19H28V21H27ZM33 20L32 22H31V20ZM40 21H39V20ZM123 19V20H122ZM158 19V20H157ZM162 19V20H161ZM251 19V21H249ZM253 19H254V21H253ZM3 20V21H2ZM10 20H14L13 22L12 21H10ZM21 21L23 24H20L19 25V21ZM49 20V21H48ZM53 20V21H52ZM64 21V23H62V21ZM120 20V21H119ZM126 20V21H125ZM135 20H137L136 19V17H135ZM159 20H161V22L159 21ZM177 20H179L178 22H179V24H178V22H177ZM222 19H220V20H218L219 22L221 21ZM224 20H222V21H224ZM242 20V21H241ZM255 20L256 21H258V22H260V21H262L261 23H258V22H256L255 23ZM5 21V22H4ZM35 21V22H34ZM69 23L68 25H67V22ZM122 21V22H121ZM238 21H240L241 22V24H240V22H238ZM10 23V25H7L6 23ZM58 22V23H57ZM121 22V23H120ZM128 22V23H127ZM134 22V23H133ZM154 22V23H153ZM171 22V23H170ZM175 24H174V23ZM177 22V23H176ZM8 23V24H9ZM13 23H14V25H15V27L13 28ZM18 23V24H17ZM25 23V24H24ZM30 23H32V24H30ZM36 25H35V24ZM37 23H39V24H37ZM42 23H44V24H42ZM50 23V24H49ZM55 23V24H54ZM130 23V24H129ZM159 23H162V24H159ZM165 23H167V25L165 24ZM239 25H238V24ZM259 25H258V24ZM12 24V25H11ZM58 24V25H57ZM63 24V25H62ZM73 24V25H72ZM142 24H143V21H142ZM141 24V25H142ZM146 24V25H147ZM154 24H156V25H154ZM164 24V25H163ZM177 24V25H176ZM257 24V25H256ZM3 25H5V26H3ZM17 25V26H16ZM21 25H22V27H21ZM79 25H81V26H79ZM82 25H84V26H82ZM88 25H90V27H91V24H88ZM139 25H140V23H139ZM163 25V26H162ZM180 25V26H179ZM241 25V26H242ZM7 26V28L9 29V30H11L12 31V34H13V37H12V35H11V31H8L7 32V30L5 29V27ZM19 26V27H18ZM26 26V27H25ZM39 26V27H38ZM51 26H53L52 28H51ZM62 26V27H61ZM64 26H66L67 28H69V29H67V28H65ZM70 26V27H69ZM143 26V25H142ZM164 27V28H162V27ZM168 26V27H167ZM174 26V27H173ZM240 26V27H241ZM251 26V27H252ZM261 26H262V28H261ZM11 27V28H10ZM24 27V29L22 30V28ZM35 27V28H34ZM37 27V28H36ZM56 27V28H55ZM61 27V28H60ZM71 27H73L72 29H71ZM83 27H85L84 29H83ZM134 27H137V28H134ZM167 27V28H166ZM239 27V28H240ZM247 27H245L244 28V30L246 31V28ZM259 27H260V29H259ZM46 28H47V31H46ZM62 28H64V30H62ZM88 28V29H87ZM140 28V27H139ZM138 28V29H139ZM143 28H145V30H146V28H148L147 26H145L144 25V27ZM154 28V27H153ZM153 28L152 29H149L148 28V30H146L148 33H150V31L149 30H153ZM169 28V29H168ZM2 29H4V30H6V31H3ZM14 31H13V30ZM17 29H19V30H17ZM28 29V30H27ZM29 29H30V31H29ZM33 29V30H32ZM38 29V30H37ZM54 29H56L57 31H53ZM76 29V30H75ZM83 29V30H82ZM91 29V28H90ZM133 29H134V31H133ZM158 29V30H157ZM164 29V30H163ZM167 29H168V33H167ZM175 29V30H174ZM179 29V30H178ZM249 29V28H248ZM17 30V31H16ZM25 31V32H22V31ZM35 30H37V31H35ZM60 30V31H59ZM75 30V31H74ZM141 30L142 29H139L138 30V32L140 31L141 32ZM173 30V31H172ZM181 30H182V33H181ZM241 30H243V26H242V28H241ZM250 30V31H251ZM254 30V31H255ZM19 31H21V32H19ZM49 31V32H48ZM52 31V32H51ZM63 31H65V32H63ZM67 31H68V34L69 35H67ZM73 31V32H72ZM163 31V32H162ZM165 31V32H164ZM171 31V32H170ZM178 31H180V32H178ZM247 31H249V30H247ZM251 31V32H252ZM14 32H16V34L14 33ZM19 32V34H17ZM27 32H31L30 34H32V37H28V36H30V34L29 33H27ZM76 32V33H75ZM131 34H130V33ZM133 32H135V33H133ZM147 32H145V33H147ZM153 32V31H152ZM151 32V35H155V33H152ZM172 32H173V34L175 33V36L172 34ZM3 33V34H2ZM6 35H5V34ZM24 33H26V35L24 34ZM40 33H42V35H43V37H42V35L40 36ZM50 35H49V34ZM53 33V34H52ZM71 33V34H70ZM81 33V32H80ZM163 33H165V34H163ZM170 33V34H169ZM14 34H15V36H14ZM21 34V35H20ZM37 34V35H36ZM45 34H46V36H45ZM57 34V35H56ZM63 34H64V36H63ZM73 34H76L75 36H77L76 38L79 40V42H77V40L73 37L74 35ZM123 34H125V33H123ZM140 34V33H139ZM167 34V35H166ZM9 35V36H8ZM49 35V36H48ZM51 35H52V37L53 38H51ZM53 35H55V36H53ZM60 35H62V38H61V36ZM70 35H72V36H70ZM78 35L80 36L79 38H78ZM151 35H150V37H151ZM157 35H155V36H157ZM171 35V36H170ZM178 35V36H177ZM181 35V36H180ZM183 35V36H182ZM8 36V37H7ZM17 36L19 37V36H23V38L22 37H19V38H17ZM24 36H27V38L26 37H24ZM38 36V37H37ZM58 36H60V37H58ZM124 36V35H123ZM258 36H260L259 34H258ZM38 38L39 39V42L38 41H36V40H38V39H36V38ZM44 39H42V38ZM65 37V38H64ZM158 37V36H157ZM167 37H168V39H167ZM173 37V38H172ZM174 37H175V40L176 41H178V42H176L175 40H173V42L174 43H172V40L171 39H174ZM184 37V38H183ZM9 38H11V39H9ZM14 38H16L14 41H15V43H14V41L12 40V39H14ZM21 38V39H20ZM55 38V39H54ZM58 38V39H57ZM71 38V39H70ZM73 38V39H72ZM151 38H155L154 36L153 37H151ZM162 38V37H161ZM160 38V39H161ZM187 39V41H188V43H187V41H186V39ZM32 39H35V41L34 40H31ZM42 39V40H41ZM50 39V40H49ZM52 39V40H51ZM75 39V40H74ZM135 39H136V41H135ZM157 39V38H156ZM180 39H181V41H180ZM261 39V40H262ZM7 40H8V44H7ZM17 40V41H16ZM19 40V41H18ZM25 40V41H24ZM45 40H46V43H45ZM60 40V41H59ZM63 40V41H62ZM134 40V41H133ZM144 40H142V41H144ZM158 40V39H157ZM157 40H152L151 39V41H150V43L151 42H153V43H151V45L152 44H156V43H154V41L156 42ZM170 40H171V42H170ZM182 40H185V41H183L182 42ZM43 41V42H42ZM84 43H83V42ZM18 42H22L21 44L19 43L18 44ZM26 42H27V44H26ZM31 42H33V43H31ZM48 42V43H47ZM60 44H59V43ZM126 42V43H127ZM133 42H135V44H134V46L132 45V43ZM163 42V41H162ZM190 42V43H189ZM3 43V44H2ZM10 43H11V45H10ZM36 45H35V44ZM42 43H45L44 44V48H41V46H43L42 45ZM51 43V44H50ZM69 43H72V44H69ZM78 43V44H77ZM130 43V44H129ZM143 43V44H142ZM147 43H149V41L147 42ZM160 43H161V41H160ZM167 43H165L164 44V42L162 43L163 45H157V46H164V45H166ZM183 43V44H182ZM48 44V45H47ZM52 44H54L55 46H57L56 48H55V46L54 45H52ZM84 44V45H83ZM86 44V45H85ZM188 44V45H187ZM2 45V46H1ZM13 45H15V47H14V51H15V49H17V47H19V49L17 50V53L16 52H14V53H16V56H18V58L17 57H15V54L12 52L13 51ZM23 45L25 46V47H23ZM30 45V46H29ZM33 45H35L34 47H32ZM37 45H39V46H37ZM49 45H51V46H49ZM63 45V46H62ZM64 45H66V46H64ZM89 46V48H88V46ZM93 45V44H92ZM141 45V46H140ZM155 45V46H156ZM182 45V46H181ZM193 46V47H190V46ZM198 47L197 49H196V47ZM11 46V47H10ZM22 46V47H21ZM49 46V47H48ZM61 46V47H60ZM70 46V47H69ZM76 46V47H75ZM81 46V47H80ZM87 46V47H86ZM94 46V45H93ZM188 46H189V48H188ZM3 47L6 49H3ZM27 47V48H26ZM30 47V48H29ZM31 47H32V49H31ZM37 47V48H36ZM38 47H39V50H38ZM65 47V49H63V48ZM79 47V48H78ZM158 47V48H159ZM167 47V48H168ZM171 47V46H170ZM169 47V48H170ZM180 47H182V48H184L185 47V49H187V51L186 50H182V49H180ZM202 47V48H201ZM12 48V49H11ZM31 49V51H29V49ZM46 48V49H45ZM53 48V49H52ZM66 48H68V49H66ZM129 48V49H130ZM155 48V47H154ZM157 48V49H158ZM161 48V47H160ZM168 48V49H169ZM36 49H37V51H36ZM45 51H44V50ZM49 49H51V50H49ZM63 51H62V50ZM72 49V50H71ZM81 49V50H80ZM83 49V50H82ZM85 49H86V51H85ZM89 49V50H88ZM91 49V50H90ZM108 48H104V49H101L102 50V53L104 52V53H106V55H107V50ZM129 49H125V51H123V53H125L126 52V50H127V52H131L130 54L129 53H125V55H124V57L126 56L127 57V59H125L124 57L122 58L123 59V61L125 60V61H128L129 59L131 60H129L128 61V64H129V62H130V64H131V66L132 65H135V64H137V66H139V65H142L143 63L142 62H146V56L148 57V54H149V58L152 60V57H151V55L150 54H152L151 53V49L149 50V51H147L148 52V54L146 53L145 54V52H140V54L141 55H145L144 56V61H143V56H141L140 57V54H139V50H129ZM157 49H156V51H157ZM162 49H166V47H162ZM161 49V50H162ZM167 49V50H168ZM179 49V50H178ZM189 49H190V52H189ZM5 50V51H4ZM29 53V56H31V57H33V56H36L37 57V54H39V58L38 59H41V60H38L36 57H34L33 58V60L35 61H33L32 60V63L29 61V59H31V57H29L27 54V57L29 58V59H27V57H22V58H20L21 57V55L20 54H24V53H26V51ZM65 50V51H64ZM78 50V52L79 51H84L85 52V54H82L81 52H80V58L79 59H81V61H82V59L84 60V58L86 59V61L84 60L83 62H87V60H89L88 61V63H85V64H83L82 66L80 65L78 68L77 67H74V66H77V63L80 61H76L75 63H76V65H74V64H72V62L71 61H64L69 55H72V56H74V57H76L75 55H77V57L76 58H73L72 56H69V57H72V58H69L68 60H72V61H75V59H77L78 57H79V53L78 52H75V51H77ZM101 50H99L100 51V53H101ZM180 50L182 51V52H187L186 53V59H185V52L184 53H180ZM21 51L23 52V53H21ZM43 51V52H42ZM59 51V52H58ZM93 51H94V53H93ZM136 53H135V52ZM155 50L153 49L152 50V52H154ZM156 51L154 52V53H156ZM192 51V52H191ZM193 51H194V53H193ZM4 52V53H3ZM5 52H7L6 53V55H4L5 54ZM33 52V54H31V53ZM35 52H37V53H35ZM39 52V53H38ZM61 52V53H60ZM68 53L67 55H65V53ZM83 52V53H84ZM132 52H133V54H139V58H140V60L142 61V62H140L139 60H138V58L137 59H135L134 58V56L135 55H133L132 54ZM138 52V53H137ZM158 52H160L161 54H163L164 53V51L162 50V51H158ZM168 52H170V50L168 51ZM35 53V54H34ZM41 53V54H40ZM45 53V54H44ZM48 55H47V54ZM50 53V54H49ZM53 53H54V55H53ZM102 54L103 56H105V54ZM143 53V54H142ZM190 53H192V54H190ZM17 54H19V55H17ZM128 54V55H127ZM132 54V55H131ZM184 54V55H183ZM7 55H8V59H7ZM12 56V58H16L17 59V61H16V59H13L12 60V58H10V56ZM25 55V54H24ZM33 55V56H32ZM42 55V56H41ZM44 55H46V56H44ZM58 55V56H57ZM61 55H64V57L63 56H61ZM84 55V57H82ZM159 55V54H158ZM165 57H167L168 56V53H167V51H165V53L163 54ZM181 55H183V57H181ZM189 55H190V57H189ZM66 56V57H65ZM119 56H120V53H119ZM122 56V55H121ZM133 57V58H131V57ZM48 57V58H47ZM53 57V58H52ZM56 57H60V58H57L58 60H62L63 61V63H66V62H71L69 65L68 64H64V65H67V66H65L64 68H67V70H65V72H66V74H64V71L63 72H61V70L62 69H60V68H63V64L62 63H60V64H56L55 62H57V59H56ZM130 57V58H129ZM135 57H138V56H135ZM160 57H161V55H160ZM179 57V58H178ZM5 59V60H3V59ZM52 58V59H51ZM63 58V59H62ZM65 58V59H64ZM102 58V57H101ZM106 58V57H105ZM108 58V57H107ZM118 58H121V57H118ZM163 58V57H162ZM192 58H194V60L192 59ZM2 59V60H1ZM50 61H49V60ZM149 59V60H150ZM161 59V58H160ZM164 59V58H163ZM166 59V60H167ZM7 60H8V62H7ZM9 60H11V61H9ZM53 60V61H52ZM67 60V59H66ZM165 60V59H164ZM197 60V61H196ZM25 61V62H24ZM28 61H29V63H31L30 65L28 64ZM81 61L79 62V63H81ZM136 61V62H135ZM138 61H139V65H138ZM190 61H193L192 62V64L191 63H189ZM8 64H7V63ZM38 62H43V64H41V63H38ZM58 62H60V61H58ZM135 62V63H134ZM182 62V63H181ZM1 63H3V64H1ZM13 63H15V64H13ZM21 63H22V68L24 69V71H23V69H20L19 67H18V65H21ZM34 63H36V64H34ZM47 63H48V66H46L47 65ZM74 63V62H73ZM78 63V64H79ZM99 63V64H98ZM163 63V62H162ZM18 64V65H17ZM41 64V65H40ZM45 64V66H43ZM54 64H56V65H54ZM72 64V65H71ZM130 64L128 65V67L130 68L131 66H130ZM146 64H148V63H146ZM166 64H168V61L166 62ZM165 63H164V67H165V65H166ZM169 64H168V66H169ZM191 64V65H190ZM195 64V65H194ZM2 65V66H1ZM7 66V67H5V66ZM13 67H12V66ZM39 65V66H38ZM60 65V66H59ZM61 65H63V66H61ZM74 65V66H73ZM102 65H107L106 67L105 66H102ZM101 66L102 67H98V68H105L104 69V72L103 73H105L106 75H108L109 76V74L110 73H112L114 76H118V70H123V71H121V73H122V77H123V74H124V72H126V73H130L131 72V70H128L127 68L125 69L124 67H126V65L124 66H122V65H115V66H117L116 68L114 67V66H112L111 64V67L112 68H110V71H111V69H113V71H111L110 73H107V71H109V65L107 64V63H103ZM144 65V64H143ZM154 64H149V65H147V67H149L150 68V66H153ZM5 68H4V67ZM10 66L12 67L11 69H10ZM16 66V67H15ZM30 66H32L31 68H30ZM38 68H37V67ZM52 66V67H51ZM55 66H58L57 68H59V70H56V71H60L61 73H63L64 75V77H62V74L60 75L59 73V75L61 76V77H59L58 75L57 76H54V68L55 69H57ZM72 66V70H71V68H69V67H71ZM136 66V65H135ZM134 66V67H135ZM145 66V65H144ZM156 65H154V67H155ZM167 66V65H166ZM167 66V67H168ZM190 66V67H189ZM196 66H198V67H196ZM14 67H15V69H14ZM27 68V70H26V68ZM90 67H93V68H96V66L94 67V65H91V66H89L88 68H90ZM154 67H152V68H154ZM163 67V68H164ZM182 67H184V68H182ZM191 67H194L193 69L191 68ZM201 67H204V69L202 68L201 69ZM209 67V66H208ZM8 70H7V69ZM30 68V69H29ZM37 68V69H36ZM42 68H44L46 71H44V69H42ZM49 68V69H48ZM98 68H96V69H98ZM107 68V69H106ZM159 68L160 69H163L162 68V66L161 65H159ZM179 68H178V70H179ZM189 68V69H188ZM191 68V69H190ZM92 69V68H91ZM96 69H93V70H95L96 71ZM114 69H115V71L117 72V74H115L114 73ZM151 69V68H150ZM165 69V70H164ZM163 70H161V71H166V72H170L169 70H166L167 68L165 67ZM169 69V68H168ZM3 71V73H2V71ZM12 70H15L14 72L12 71ZM20 70V71H19ZM32 70V71H31ZM39 70V71H41V72H39L38 71V74H37V71ZM68 70H71V71H68ZM80 70H82V69H80ZM86 70H90V69H86ZM86 70H84V71H86ZM105 70H107L106 72H105ZM126 70V71H125ZM129 72H128V71ZM152 70V69H151ZM155 70V69H154ZM185 70V71H184ZM189 70V71H188ZM193 70V71H192ZM204 71V75H202L203 74V71ZM206 70V71H205ZM9 71V72H8ZM14 73H12V72ZM22 71V72H21ZM34 71H36V74H34L35 72ZM91 71V70H90ZM135 71V70H134ZM133 71V72H134ZM197 71H198V73L200 72V74H199V76L198 75H196V73H197ZM201 71H202V73H201ZM25 72V73H24ZM49 72H50V74H49ZM132 72V73H133ZM163 72V73H164ZM165 72V73H166ZM192 72H194V74H192ZM11 73V74H10ZM15 73H16V75H15ZM19 73H21L20 75H19ZM29 73V74H28ZM75 73V74H76ZM172 73V75H174L175 73L174 72H171ZM32 74H34V75H32ZM55 74H57V73H55ZM112 74H110V76L112 75ZM167 74V73H166ZM170 74V73H169ZM168 74V75H169ZM177 74H175V76L174 77H177L176 79L177 80H175L174 79V81L173 82H175L176 84H179L180 86L182 85V84H180L179 82H177L178 80H180V77H179V79H178V75ZM192 74V75H191ZM7 75V76H6ZM21 75H23V76H21ZM32 75V76H31ZM47 75V76H46ZM52 75V76H51ZM66 75H69V76H66ZM77 75V74H76ZM103 75V74H102ZM119 75H121L120 74V72H119ZM202 75V76H201ZM8 76H10V77H8ZM19 76V78L17 79V77ZM27 76V77H26ZM34 76V77H33ZM36 76H38V77H36ZM50 76V77H49ZM125 76V75H124ZM170 77H171V75H169ZM169 76H168V78H169ZM3 77H7V78H4L3 79ZM31 77V78H30ZM32 77H33V80H32ZM37 79H36V78ZM42 78V80H44V81H42L40 78ZM53 77V78H52ZM54 77H56V78H54ZM174 77H172V78H174ZM23 80H21V79ZM26 78V79H25ZM59 78V79H58ZM103 78V77H102ZM118 79H119V77H117ZM116 78V79H117ZM120 78H121V76H120ZM17 79V80H16ZM27 79H29V80H32V82H31V84L33 83V85H31L30 84V81L29 80H27ZM35 79V80H34ZM53 79V80H52ZM55 79H57V80H59L60 81V79H62V81H63V79L66 81H64V83H65V86H66V84H67V86L70 88V92L72 93L73 92V95L74 96H72V97H70V100H68L67 99V96H70V92L68 91V87H66V89H65V87H64V89H65V92L63 93V91H64V89L62 88L64 85H62L61 86V90H60V84H62V82L60 81V83H57V80H56V83L58 84V85H56V83H52V81L54 82L55 81ZM114 79V78H113ZM181 79H182V77H181ZM186 79H184V80H186ZM8 80V81H7ZM13 80V81H12ZM41 80V81H40ZM173 80V79H172ZM2 81H4V82H2ZM21 81V82H20ZM26 81V82H25ZM35 81H39V83L38 82H35ZM58 81V82H59ZM96 81L97 82H99L100 83V79L99 80H95V81H92V82H95L96 83ZM183 81V80H182ZM181 81V82H182ZM187 81H183L184 82V84H185V86H183V87H187L188 88V82ZM25 82V83H24ZM48 82H49V84H50V87H51V85H53L52 86V88L53 89H55V88H57L58 89V92L56 91V92H54V90H52V88H50L49 89V91H51L50 93H49V91H48V93L50 94H48V93H46L47 92V88L49 87V84H48ZM182 82V83H183ZM6 83H7V85H6ZM14 83V84H13ZM27 83H28V85H27ZM43 83V84H42ZM63 83V84H64ZM101 83H103L104 84V81H102ZM174 83V84H175ZM10 84H12V85H10ZM16 84V85H15ZM98 84V83H97ZM175 84V85H176ZM20 85V86H19ZM22 85H24V86H22ZM37 86V87H35V86ZM55 85H56V87H55ZM187 85V86H186ZM11 87L10 89H12V90H9L8 88H6V87ZM28 86V87H27ZM48 86V87H47ZM86 86H88V87H90V89H91V86L88 84V85H86ZM108 86H110L109 84H108ZM111 86H112V84H111ZM178 86V85H177ZM2 87V88H1ZM33 87V88H32ZM179 87V86H178ZM182 87V86H181ZM182 87V88H183ZM31 88V89H30ZM36 88H37V90H36ZM39 88V89H38ZM87 88V87H86ZM182 88L180 89V90H182ZM15 89V90H14ZM27 89V90H26ZM84 89H85V87H84ZM89 88L87 89V91L88 90H90ZM184 90H186L185 88H183ZM14 90V91H13ZM22 90V91H21ZM36 90V91H35ZM56 90V89H55ZM99 90H101V89H99ZM10 91V92H9ZM28 91V92H27ZM33 91V93H31ZM44 91V92H43ZM54 92V94H56L57 93V95L61 98V97H63L64 96V94L66 93V91H67V95L65 96L66 98L64 99V101H63V99H60V98H57L58 96H56V99L55 100H53L52 98V100L50 99V97H54L55 98V95L53 94V92ZM61 91V93L63 94V96L61 95V93H59ZM3 92V91H2ZM2 92H1V96H0V98L1 97H3V95H2ZM9 92V93H8ZM12 92V93H11ZM23 92V93H22ZM27 92V94H29V95H27V94H25V93ZM68 92H69V95H68ZM14 93V94H13ZM19 93V94H18ZM21 93V94H20ZM39 93V96L37 95V97H36V94H38ZM43 93V94H42ZM45 93L47 94V95H45ZM51 93H52V95H51ZM59 93V94H58ZM9 95V97H8V95ZM17 94H18V96H17ZM22 94H24L23 96H21ZM35 94V95H34ZM82 94H84V95H82ZM88 94V93H87ZM44 95H45V97H47V96H49V97H47L48 98V100H46V99H44L45 97H44ZM72 95V94H71ZM89 95V94H88ZM32 96V97H31ZM29 97V98H28ZM34 97V98H33ZM39 98H43V100H44V103L42 104V100L40 101L39 100V102L37 101ZM69 98V97H68ZM75 98H77V99H75ZM86 98H88V96L86 97V95H85V98H83L84 100H86ZM49 99H50V101H54L53 102V105H52V102H49ZM59 99V100H58ZM67 99V100H66ZM80 99H82V97L80 98ZM191 99V98H190ZM57 100H58V102H57ZM84 100H82V101H84ZM55 101H56V103H55ZM47 102H48V104H51L50 106L47 104ZM65 102V104H63ZM73 102H71V104H73ZM80 102L81 101H79L78 103L76 102V104L78 105V104H80ZM190 102V100H188V103ZM19 103V104H18ZM54 103H55V105H54ZM191 103H192V101H191ZM14 104V105H13ZM43 105V106H41V105ZM57 104V106H59ZM71 104L69 105V106H67V107H69L70 109H73L72 107H70L71 106ZM75 104V105H76ZM190 104V103H189ZM44 105H48L49 107V109H50V112H51V115L49 114V121H48V115L47 114H44L43 116H42V114L40 113V112H42L43 110H45V109H43V107L45 108V106ZM74 105V104H73ZM75 105H74V107H75ZM85 104H82L81 103V105L79 106L78 105V107L80 108H78L79 110H82V109H84L85 107H86V105L84 106ZM56 106V107H57ZM60 106V107H61ZM62 106V107H63ZM81 106L83 107V108H81ZM192 106V105H191ZM19 107V108H18ZM20 107H21V109H20ZM40 107V108H39ZM47 107V106H46ZM18 108V109H17ZM48 108L46 109V110H48ZM57 108H59V107H57ZM65 108H66V105H65ZM77 108V106L75 107V109ZM14 109V110H13ZM16 109V110H15ZM24 109V110H23ZM35 109V110H34ZM41 109H43V110H41ZM67 109V108H66ZM26 110H28V111H26ZM38 110V111H37ZM10 111H9V113H10ZM16 111H19V113L18 112H16ZM32 111V112H31ZM37 111V115H36V112ZM191 111V110H190ZM20 112H23V113H20ZM35 113V115H33V116H35V117H37V118H35V117H33V116H30V118H29V115L28 114H32V113ZM38 112L40 113V115H38ZM75 114H76V110L75 111H73ZM17 113V114H16ZM33 113V114H34ZM46 113H49V110H48V112L46 111ZM53 113V114H52ZM13 114H15V115H13ZM20 114V115H19ZM23 115V116H22ZM14 116L16 117V118H14ZM19 116V117H18ZM54 116V115H53ZM52 116V118H53V121H55L54 119H57V118H54V117H57V116H54L53 117ZM22 117V118H21ZM24 117V118H23ZM31 117H33V119L35 118V124L37 123V126H36V129H34L33 130V128L35 127L34 126V124L32 123V120L33 119H31ZM41 117V118H40ZM20 118V119H19ZM45 118H46V121H45ZM75 118V117H74ZM14 119V120H13ZM26 119H28L30 122H28ZM31 119V120H30ZM76 119V118H75ZM20 120V121H19ZM24 120V121H23ZM41 120V121H40ZM10 121H12L13 123H15L14 125H12V122H10ZM38 121V122H37ZM28 124H27V123ZM49 122H51V123H49ZM26 124V126H25V124ZM39 123V124H38ZM44 123V124H43ZM47 123L49 124V126H47ZM17 124V125H16ZM32 124V125H31ZM17 126V128H16V126ZM28 125H30V126H28ZM33 126V128H31ZM41 126V127H40ZM45 126V127H44ZM26 128L28 129V130H26ZM52 128V129H51ZM16 129V132H17V130H19L20 131V133H19V131H18V134H19V136H22V137H20L19 138V136L16 134V132L14 131ZM31 129V130H30ZM48 129H51V130H49L50 132H48ZM207 129H214V128H212V127H210V128H207ZM30 130V131H29ZM54 132H53V131ZM84 130H90V128H84ZM34 131V132H33ZM214 130H207L206 131V134L209 136V134L207 133V132H213ZM216 131V130H215ZM215 131H214V133H215ZM52 132V133H51ZM14 133H15V135H17L18 136V138H17V136H15L14 135ZM142 132H140V133H138V134H141ZM214 133H213V135L211 136V138L214 136V138H212V140L210 139V140H208L206 137V139H205V142H206V140L208 141V142H210V141H213L214 142V140L216 141V137H215V135L216 134H218L219 132L217 131L216 132V134L214 135ZM14 136V139H13V136ZM28 134V135H27ZM205 134V135H206ZM2 135L4 136L3 137V139H1V137H2ZM35 135V136H34ZM49 135V136H48ZM206 135V136H207ZM219 136H220V133L218 134ZM8 136H9V138H11L10 140L11 141H9V138H8ZM25 136V137H24ZM30 136V137H29ZM37 136V137H36ZM52 136H54V137H52ZM135 137H136V134L134 135ZM133 136V137H134ZM159 137V136H157V135H152V136H148L147 137V135H146V138L148 139V138H151V137ZM207 136V137H208ZM29 137V138H28ZM133 137H131V139L133 138ZM133 138L131 141H133V140H136V138ZM154 137V138H155ZM6 138H8V140H6ZM37 138V139H36ZM38 138H40L39 140H38ZM43 138V139H42ZM50 138H52L51 140H49ZM121 138H123L124 139V141L125 140H127V137L126 136H122ZM5 139V140H4ZM45 139V140H44ZM57 139V138H56ZM214 139V140H213ZM23 140V141H22ZM37 140V141H36ZM44 140V141H43ZM48 140L50 141V142H52V143H49L48 142ZM5 141V142H4ZM19 141V142H18ZM20 142H22V143H20ZM35 142V143H34ZM40 142H42V143H40ZM46 142H48L49 144H47ZM86 142H89V143H91V144H94V143H96V142H92L91 140H86ZM134 142V141H133ZM204 142V141H203ZM204 142V143H205ZM208 142H206L204 145H208ZM217 142L218 141H216V144H217ZM16 143V144H15ZM19 143V144H18ZM46 143V145H44ZM219 143V142H218ZM18 144V145H17ZM39 144H41L42 146H41V148H39L40 146H36V145H39ZM123 144H124V142H123ZM127 144V143H126ZM126 144H124V145H126ZM214 144V146L213 147H215L216 146V144L215 143H209V145H213ZM20 145V146H19ZM51 145V146H50ZM128 146H129V144H127ZM209 145H208V147H209ZM217 145H219V144H217ZM8 146V147H7ZM6 148V150L7 151H5L4 149ZM34 147V148H33ZM42 147H43V149H42ZM45 147V148H44ZM18 149V150H15V149ZM84 148H88V146H87V143L85 144V146H84ZM23 149L25 150V152L23 151ZM38 149H39V151H38ZM60 149H63V148H60ZM59 149V150H60ZM1 150H3V152L1 151ZM30 150V151H29ZM33 150V151H32ZM35 150H37L38 152H36ZM42 150V151H41ZM5 151V152H4ZM10 151V152H9ZM20 151H22V152H20ZM41 151V152H40ZM64 150H61V152H63ZM13 152V153H12ZM14 152H15V154H14ZM16 152H19L18 154H22L23 155V157H24V159H27L28 161H29V163H27L26 164V162H24L23 163V161H24V159H22L23 157L21 156V155H18V154H16ZM28 152V153H27ZM4 153V154H3ZM12 153V154H11ZM24 153V154H23ZM25 153H27V155L25 154ZM36 153V154H35ZM205 154H207V155H209V153H206V152H204ZM11 155V156H13V157H11V156H9V155ZM14 154V155H13ZM33 154V155H32ZM37 154H38V156H37ZM53 153H51V154H49V155H47V154H44V152H42L41 153V156L43 155H45V157L46 156H51ZM55 154H57V153H55ZM2 155V156H1ZM25 155V156H24ZM33 157H32V156ZM211 155V157L212 158H214L213 156H215V158L214 159H211V157H208V159H206L207 160V167H209L207 170H208V172H210V171H212V170H214V166L215 167H219V165L221 166V170L223 171V174L221 175V177L223 178L224 176H225V180L224 179H221V180H223V182L225 181V184L221 181V183H222V187H225L224 189V191H226V187H227V189H228V191H229V189H231V191L233 192V190H232V188L231 187H229L228 188V186H229V184L227 183V179L228 178H231L232 176H231V174H234V172H232L231 174H230V172L231 171H233V170H235V173L237 174V172L238 173H240L241 172V170L243 169V171H247V169H246V167L244 166V164L242 163V162H240L239 160V162H237V159H236V157L238 156V155H236L235 156V154H234V156H235V158L234 159H236L235 161H234V163H232V164H225L224 165V160L223 159H221V156H218V155H212V154H210ZM209 155V156H210ZM21 156V157H20ZM26 156H27V158H26ZM40 156V157H41ZM53 156H56V155H52V157ZM218 156V157H217ZM14 157H17V159L16 158H14ZM34 158V159H33ZM19 159V160H18ZM20 159H21V161H22V164H21V161H20ZM2 161H5V160H3V159H1ZM1 160H0V162H1ZM17 160V161H16ZM212 160H213V163H215V165L214 164H212ZM16 161V162H15ZM19 161V162H18ZM11 162V163H10ZM18 163H20V165H22L23 166V168H20V166L18 165ZM32 163V164H31ZM218 165H217V164ZM25 165V166H24ZM32 165H34V166H32ZM51 165H54V164H51ZM214 165V166H213ZM13 166V167H12ZM36 166L38 167V168H36ZM206 166V165H205ZM211 166H213V169L212 170H210V168H212ZM237 166V167H236ZM24 167H26L25 169V171H24ZM27 167L30 169H28L29 171H27ZM33 167H34V169H33ZM235 167V168H234ZM19 168H20V170L21 171H19V173H18V170H19ZM231 168H233V169H231ZM237 168V169H236ZM241 168V169H240ZM33 171H32V170ZM40 169V170H39ZM44 172H43V171ZM210 170V171H209ZM230 170V171H229ZM240 172H239V171ZM24 171V172H23ZM35 171V172H34ZM41 171V172H40ZM79 171H83V170H79ZM21 172H22V174L24 175H22L21 174ZM207 172V173H208ZM215 172V171H214ZM244 172V173H245ZM34 173H36V174H34ZM41 173H42V175H41ZM211 174H212V172H210ZM228 173V174H227ZM16 174V175H15ZM228 175V177H227V175ZM241 174H243V172L242 173H240V174H238V175H233V177H235V179L237 178V176H238V179H236V180H234L235 182L237 181V187H236V189H235V187H233L235 190H237V192L239 191L240 192V194L238 195V197L237 196H235L236 194H237V192H234V194L233 193H231L232 195H234V196H232L231 195V197L232 198H238V200H237V198H236V200L237 201H243V199H244V202L246 203V204H244L245 206H244V208H239V211H238V213L240 214V217L242 218V224L244 225V227L242 228L243 230H241L239 233H238V230H237V232L235 231H232V232H234L233 234H235L236 236H234L233 238H234V242H232L233 241V239H232V236H233V234H232V232H231V228L230 229H227V228H225V230L227 229V231L229 230L231 233H230V235H229V232L227 233V231H225V233H227V234H224L223 232H222V230L224 229V227L226 226V227H228L229 228V225H230V223H231V225H232V227L234 226L233 224H232V222H226L227 223V225L225 224H223L224 226H222L223 227V229L220 231L221 233H223L225 236H224V238H223V240H221L220 241V243H221V246H223L222 247V249H223V253H225V254H223V255H225L224 257H223V255H222V264H264V189H263V186L261 187V184L260 183H258V182H253L252 181V179H249V178H247L248 177V172H246V174H248V175H246V174H243V175H241ZM36 177H35V176ZM213 176H214V174H212ZM230 175V176H229ZM44 176H45V174H44ZM240 176V177H239ZM245 176V177H244ZM247 176V177H246ZM19 177L21 178L20 180H19ZM43 177V176H42ZM227 177V178H226ZM232 177V178H233ZM243 179H242V178ZM39 178H41V177H39ZM38 178V179H39ZM45 178V179H44ZM213 178V180H214V178L215 177H212ZM242 179V181L244 182L245 180H246V182H242L241 181V179ZM24 179V178H23ZM30 179H29V181H30ZM42 180H46V177H43V178H41ZM83 178H80L79 180H82ZM240 179V180H239ZM31 180V181H32ZM212 180V181H213ZM230 180V179H229ZM18 181H17V183H18ZM30 181V182H31ZM41 181V180H40ZM211 181V182H212ZM232 181V180H231ZM33 182V181H32ZM31 182V183H32ZM229 183H230V181H228ZM13 183V182H12ZM11 183V184H12ZM36 183H37V181H36ZM213 183H216V181H213ZM258 183V184H257ZM14 184V183H13ZM16 184V183H15ZM14 184V185H15ZM21 183H19V185H20ZM248 185V187L251 185L252 186V188H251V186L247 189L246 187H244L245 189H246V191H244V189L242 188V185ZM260 184V185H259ZM18 185V186H19ZM243 185V186H244ZM215 186H217V185H215ZM243 189V190H242ZM234 190V191H235ZM242 190V191H241ZM263 190V191H262ZM228 191H226V192H228ZM231 191H229L227 194H229L230 195V192ZM225 192V193H226ZM220 194H222V191L220 190ZM241 195H242V199H241ZM239 199H241V200H239ZM235 200V201H236ZM234 200H232V202H233ZM234 201V202H235ZM247 201V202H246ZM233 202V203H234ZM244 202H237L239 205H240V207H241V204L242 203H244ZM232 203V204H233ZM236 204V203H235ZM239 205H237V206H239ZM248 205V206H247ZM3 205H0V207H2ZM234 206H236V205H234ZM0 215H3L2 214V212H1V210H0ZM1 217L2 218H4V215L3 216H0V219H1ZM1 221H2V219H1ZM218 221V220H217ZM231 221H232V219H231ZM220 222V221H219ZM54 225V224H53ZM230 225V226H231ZM208 228V227H207ZM51 229H53V227L51 226ZM234 229V228H233ZM235 229H236V227H235ZM45 231V230H44ZM50 231V230H49ZM40 233H42L41 231H39ZM35 233H37V232H35ZM236 233H238V237H237V234ZM38 234V233H37ZM240 234V235H239ZM39 235V234H38ZM38 235H36V237H37V239L39 238L38 237ZM44 235V234H43ZM46 235V234H45ZM232 235V236H231ZM53 236V235H52ZM35 237V238H36ZM235 237H237L236 239H238V240H235ZM40 238H44V236L42 237V235H40ZM54 238V237H53ZM36 239V240H37ZM75 238H72L71 240H70V242H72V240H74ZM76 239H78V238H76ZM39 240V239H38ZM239 241V242H238ZM36 242H38V241H36ZM41 242V239H40V241L38 242V243H40ZM43 242V241H42ZM47 242V241H46ZM47 243H49V242H47ZM46 243V244H47ZM219 243V244H220ZM230 243H233L232 245H230ZM35 244V243H34ZM44 244V243H43ZM51 245L52 244H54V243H50ZM218 244V243H217ZM224 244V245H223ZM238 244V246L235 248L234 246H236ZM33 245V244H32ZM39 245V244H38ZM42 245V244H41ZM229 245H230V247H234V248H230L229 247ZM35 246H37V243L35 244ZM35 246H33L32 248H33V250H38L39 248L38 247H35ZM47 247V249H49L50 248V246H49V248H48V245H43V247ZM228 246V247H227ZM5 247V246H4ZM40 247V246H39ZM225 247H227V248H225ZM40 248H42V247H40ZM211 249H212V247H211ZM210 249V251H213V250H211ZM213 249H215L214 247H213ZM234 249V250H233ZM40 250H42V249H40ZM43 250H44V252L46 253V248H43ZM43 250L42 251H38L39 253H41V256L43 257L44 256V254H43ZM217 250V249H216ZM215 250V251H216ZM232 250V251H231ZM228 251V252H227ZM49 252V250L47 251V253ZM214 252V251H213ZM212 252V255H214L215 253H213ZM221 251H219L218 253H220ZM221 252V253H222ZM39 253H38V256H39ZM228 253H229V255L230 256H228ZM37 254V253H36ZM36 254H34V255H36ZM34 255H32L31 257H30V259H31V261H30V259H28L27 260V262H28V264H36V263H38L39 264V262H40V264H42V261L47 257L46 255L44 256L45 258L43 259L42 257H35V259L33 258L34 257ZM48 256L49 257H51V258H54L55 259V257H54V255L53 254H51V252L50 253H48ZM53 256V257H52ZM215 256V255H214ZM218 256H221V254L220 255H218ZM38 258H40V260L38 259ZM49 260H50V258H48ZM54 259H51V261H50V263L54 260ZM220 259H221V257H220ZM34 260H36L37 262L35 263L34 262ZM218 260H219V258H218ZM39 261V262H38ZM48 261V260H47ZM46 261V259H45V261H43L44 263H47L48 264V262ZM221 262V261H220ZM25 263V262H24ZM49 263V264H50ZM21 264V263H20Z\"/></svg>",
	"mask_w": 264,
	"mask_h": 264
}]
</instances>
